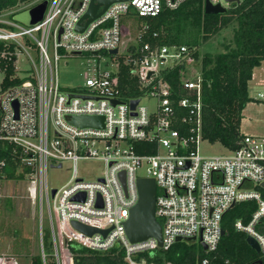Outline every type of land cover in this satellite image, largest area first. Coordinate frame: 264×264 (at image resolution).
Here are the masks:
<instances>
[{
	"label": "built area",
	"instance_id": "2783aa9c",
	"mask_svg": "<svg viewBox=\"0 0 264 264\" xmlns=\"http://www.w3.org/2000/svg\"><path fill=\"white\" fill-rule=\"evenodd\" d=\"M91 1L52 0L44 18L33 26L16 23L14 10L0 11V151L3 143H9L22 153V163L30 168L33 182L31 197L39 199L41 207L44 198L47 200L57 264H61L64 250L73 264L69 243L98 252L120 245L127 264H156L137 255L168 250L184 240H199L213 252L223 236L225 215L245 201L254 202L255 209L249 222L238 219L235 225L258 241L264 264V136L243 132L239 146L228 149L229 154L202 155L201 59L192 56L187 45L147 42L137 46L140 28L137 43L120 52L122 39L130 35L123 16L134 11L139 17H156L188 0L114 2L80 31L77 25ZM209 1L227 8L243 0ZM205 4L206 0L204 10ZM114 49H118L116 54L111 53ZM83 53L89 55L83 85L62 89L59 60ZM23 54L33 68L22 76L18 61ZM122 58L132 64L138 79L134 96L122 85ZM10 64L15 70L10 80L20 81L4 86ZM178 66L186 68L181 89L168 79ZM255 78L254 72L251 81ZM144 98L156 103L149 107L143 104ZM259 98L264 100V92ZM72 116H100L103 126L81 127L70 121ZM93 158L102 160L105 169L97 179L85 180L79 175L78 162ZM66 161L73 164L71 178L52 195L47 169L49 165L63 167ZM5 166L0 157V179ZM141 178L156 182L162 246L155 237L131 242L126 233L125 222L139 201ZM3 198L0 181V201ZM74 221L98 231L84 233ZM42 256L46 262L44 247ZM7 258L10 260L5 262ZM208 263V258L202 260V264ZM0 264L20 262L14 254H0Z\"/></svg>",
	"mask_w": 264,
	"mask_h": 264
},
{
	"label": "trees",
	"instance_id": "16d2710c",
	"mask_svg": "<svg viewBox=\"0 0 264 264\" xmlns=\"http://www.w3.org/2000/svg\"><path fill=\"white\" fill-rule=\"evenodd\" d=\"M36 0H0V11H10ZM204 0H188L178 9L163 11L156 17H140L143 25L137 46L144 43L187 45L192 48L191 55L201 59L203 79V121L202 134L211 143H220L227 149L239 146L244 133L241 129L243 111L250 102L260 101L250 95L249 83L254 70L264 62V0H243L233 4L226 13L206 14ZM233 27L232 38L223 44L221 52H200L203 43L218 35L223 29ZM157 33L155 37L154 34ZM136 47V46H135ZM132 64L121 62V81L126 93L134 96L138 79L132 72ZM185 67L173 69L168 79L177 89L183 87ZM15 73L13 64L6 71L4 86L20 80H10ZM1 159L6 161L1 176L15 178L19 167L24 174L30 168L22 163V153L9 143H3ZM11 206V203L8 205ZM255 203L245 201L235 205L225 215L222 236L217 250L209 252L191 241L176 242L168 250L155 253H141L137 258H145L156 264H202L208 258V264H262V256L247 242V234L236 228V220L249 222ZM42 232V229H41ZM45 235L49 238L47 247L43 237L44 262L42 252L32 257L31 264H57L54 255L51 229ZM18 236V232H13ZM48 248V249H47ZM73 264H127L120 245L98 252L76 243H69ZM17 253L29 250V240L15 242ZM50 258V263L48 259Z\"/></svg>",
	"mask_w": 264,
	"mask_h": 264
},
{
	"label": "rangeland",
	"instance_id": "374dc122",
	"mask_svg": "<svg viewBox=\"0 0 264 264\" xmlns=\"http://www.w3.org/2000/svg\"><path fill=\"white\" fill-rule=\"evenodd\" d=\"M43 1H48L46 11L52 0H36L32 3L24 4L22 7L14 9L12 15L13 20L24 26H32L27 20L33 19L38 15V5ZM227 9L231 5H226ZM45 11V13H46ZM45 16V14H44ZM43 16V18H44ZM42 18V19H43ZM122 22L130 29V35L122 39L120 45V52H124L129 45L137 43V35L139 28L143 26V20L131 12L129 16H123ZM34 25V24H33ZM233 27L223 29L218 35L209 41L203 43L200 47V52H221L223 51V44L232 38ZM33 57L37 61L35 50L31 51ZM50 55H53L52 50H49ZM88 54L69 55L62 57L58 62V78L59 84L64 90H72L75 87L82 86L84 83L83 72L88 67ZM114 67V66H113ZM33 64L28 57L23 54L19 57L18 69L19 74L24 75L27 70H31ZM256 78L249 83L250 95L260 101L250 102L243 111V120L241 129L244 133L264 136V100L259 98V93L264 92V62L255 70ZM3 78V73L0 72V83ZM156 103L155 99H143V104L152 107ZM52 132V131H51ZM201 154L205 156H215L220 154H229L220 143H211L204 140L200 144ZM72 162L66 161L63 167H52L49 165L47 169V181L49 191L61 188L71 178ZM105 164L99 159L80 160L78 162V171L80 177L85 180H95L103 174ZM22 167L18 169V175L15 178L2 177L0 179L5 198L0 201V254H14L20 264H31L33 255L42 252L43 245L41 239L44 235L45 245L49 243L47 235L50 229V218L48 211L47 200L44 198L43 206L34 201L31 197L32 178L28 173H23ZM141 175H145L143 170H139ZM38 179V178H37ZM11 203V206H8ZM17 231L16 236L13 232ZM24 239L29 240V250L27 252L17 253L14 250L15 242L22 243ZM191 243L196 246H201L199 240H192ZM48 249V248H47ZM64 254L60 255L61 264H71L70 255L64 250ZM50 263V258L48 259Z\"/></svg>",
	"mask_w": 264,
	"mask_h": 264
},
{
	"label": "water",
	"instance_id": "95a60500",
	"mask_svg": "<svg viewBox=\"0 0 264 264\" xmlns=\"http://www.w3.org/2000/svg\"><path fill=\"white\" fill-rule=\"evenodd\" d=\"M118 1H129V0H92L88 11L82 17L81 21L77 25V29L83 31L87 25L94 19L101 16L107 8L114 2ZM231 2H240L241 0H229ZM48 5V1H43L38 5V15L33 18L27 20V22L33 26L38 24L46 11ZM228 9L220 4H212L209 0H206L205 4V13L206 14H219L226 13ZM84 21V24L82 22ZM118 49H114L111 53L116 54ZM138 99L132 102L133 108H135L138 103ZM116 103V101H114ZM70 121L78 126H103V117L100 116H72ZM264 186V183L262 184ZM138 189H139V201L138 203L131 209L130 217L125 222V228L127 236L129 237L131 242H139L150 237H155L159 241V245L162 246V225L156 216V193L157 186L156 182L153 178H141L138 181ZM56 189L52 190V195H54ZM73 225L79 229L80 231L93 234L98 231L95 227H90L84 225L82 223L73 222ZM106 234V231H102ZM222 234H225V230L222 231ZM179 241L181 238L178 239ZM248 244L256 250L258 253L260 252V246L258 241L251 235L247 236ZM204 249H207V245L201 244ZM10 258H7L5 262L9 261Z\"/></svg>",
	"mask_w": 264,
	"mask_h": 264
},
{
	"label": "crops",
	"instance_id": "0c3cea01",
	"mask_svg": "<svg viewBox=\"0 0 264 264\" xmlns=\"http://www.w3.org/2000/svg\"><path fill=\"white\" fill-rule=\"evenodd\" d=\"M39 203V202H38ZM40 204V203H39Z\"/></svg>",
	"mask_w": 264,
	"mask_h": 264
}]
</instances>
